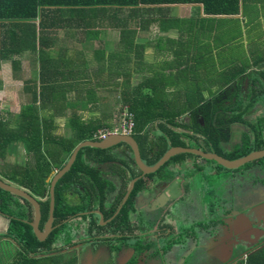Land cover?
<instances>
[{
	"label": "flooded vegetation",
	"instance_id": "obj_1",
	"mask_svg": "<svg viewBox=\"0 0 264 264\" xmlns=\"http://www.w3.org/2000/svg\"><path fill=\"white\" fill-rule=\"evenodd\" d=\"M244 79L240 74L216 93L189 97L195 109L172 128L179 144L172 146L158 127L141 147L127 134L137 143L141 167L126 143L90 153L52 210L53 173L61 169L53 170L45 193H30L40 204L42 239L32 224L34 205L15 196L13 208L23 213L18 218L46 246L29 256L51 264H237L247 251L263 250L264 157L232 170L223 164L264 151V76L248 86ZM173 147L192 152L159 165ZM15 242L11 255L0 258L20 257Z\"/></svg>",
	"mask_w": 264,
	"mask_h": 264
},
{
	"label": "trees",
	"instance_id": "obj_2",
	"mask_svg": "<svg viewBox=\"0 0 264 264\" xmlns=\"http://www.w3.org/2000/svg\"><path fill=\"white\" fill-rule=\"evenodd\" d=\"M151 2L156 1L151 0ZM49 3L54 4V6L49 7L46 0H0V20H14L12 22H0V61L2 58H10L13 55L21 56L20 54L25 50L32 49L34 53L35 51L38 52L36 55L41 65L39 72L41 86L37 85V80L27 81V85L24 86L29 101L20 109L17 126L9 127V124L0 121V168L7 167V170L9 169L8 172H5V175L8 174V176L0 174V178L27 189L35 196H41L45 193L47 189L46 180L53 170L63 168L75 146L85 141H97L95 134L99 130L113 129L110 121L83 120L81 114H77L78 108L88 110L91 106L98 104V89H103L108 84L107 79L104 80L103 76L99 75L96 77L99 84L93 85V79L89 78L91 72L88 71L90 62L83 61L82 65H78L74 60L60 64V55L54 56L45 51L47 44L43 38L44 28L49 26L57 28L59 26L57 23H47L49 19L54 18L50 16L62 12L63 7H72L70 9L73 13L106 12V8H95L101 3L111 5V14L118 15L124 12L125 6L138 5L145 3V1L50 0ZM137 10L132 9L131 12L137 13ZM236 13H238L237 3L234 8H227L221 12V14L226 15ZM37 19H40L39 29L35 22ZM130 25L129 22L111 23L112 28L117 27L122 30V38L118 44L119 50L111 51V64L109 61L111 85L118 90V92L113 90V93L118 94L122 108L127 107V117L129 115L133 123L131 134L138 142L139 147L148 142V132H146L148 126L157 131L153 124L164 130L165 136L171 140V145L174 146V144L180 143L177 139L179 135L172 129L177 126L175 119L186 113V110L195 109V105L191 103L189 97L202 94V88L197 81H188L189 75L197 76V72L179 69H175L173 73L166 72L164 65H157L156 63L145 65L142 60H139L138 53L134 54L133 60L130 52H134L139 45L134 38H131L133 32L130 33ZM54 44L55 42H53ZM101 60L104 61V57ZM197 60H201V58H197ZM11 63L15 77V69H17L19 62L11 60ZM243 69L245 68H231L228 71V81L236 79ZM102 72L103 70L97 74ZM134 73H137L138 77L141 78L136 85L132 84ZM224 79H226V75H224ZM101 81L105 84H100ZM70 92H74L75 95L68 98L67 95ZM82 95H87V98ZM180 96H184L190 102L179 104L177 100ZM101 103L103 104V102ZM46 107L60 110L62 114L68 113L67 127L71 130L68 138L53 134L57 128L53 116L44 117L41 115ZM104 120L107 118L105 117ZM164 122L169 127L165 126ZM18 143L24 146L29 158L28 163L24 167L17 164L8 166V163L5 162L6 149L8 146ZM103 151L105 152V150L92 147L81 148L78 151L76 162L71 170L56 184L55 209L59 208L62 186L73 178L76 170L79 168L86 169L79 162L88 157L90 153L101 155ZM60 157L61 161H59ZM14 198L15 195L0 190V212L10 217L8 234L20 244L22 249L20 254L22 256L25 254L28 257L23 258L22 262L14 261L9 264H45V258H31L29 256L30 252H37L46 246L33 234L30 223L18 218L23 216V213H19L13 208ZM26 202L28 203V201Z\"/></svg>",
	"mask_w": 264,
	"mask_h": 264
},
{
	"label": "crops",
	"instance_id": "obj_3",
	"mask_svg": "<svg viewBox=\"0 0 264 264\" xmlns=\"http://www.w3.org/2000/svg\"><path fill=\"white\" fill-rule=\"evenodd\" d=\"M144 1L145 3L138 5L125 6L124 12L118 15L111 14V5L102 3L95 8H106V12L73 13L70 9L72 7H63L62 12L52 14L50 17L54 18L47 22L57 23L59 26L44 28L43 38L47 44L45 51L54 56L60 55V64L75 60V63L82 65L83 61H87L90 62L88 71L96 72V75L91 72L89 76L94 81L93 85L99 84L96 79L99 75L103 76L104 80L107 79L108 84L103 89H98V104L96 105L98 111H101L100 103L103 102L106 92L109 94L111 88V51L119 50L118 44L122 38V30L117 27L112 28L111 23H131L129 27L130 33L133 32L131 38H134L139 45L134 52H130L133 60L134 54L138 53L139 60H142L145 65L155 63L164 65L166 72L173 73L175 69L196 71L197 76L190 74L188 81L198 82L202 88L201 95L215 93L220 86H226L235 81V79L228 81V71L231 68H245L240 73L241 77L245 78V86H248L254 79L260 80L261 76H264V50L262 49L264 46V0ZM46 2L49 7L54 6L49 3L50 0H46ZM236 3L238 4V13L234 15L221 14L227 8H234ZM132 9H138L137 13L131 12ZM1 21L12 22L14 20L1 19ZM35 22L39 29L40 19ZM53 42H55L54 45ZM36 53L38 52L34 53L31 49L22 52L21 56L13 55L10 58H2L0 61V91L1 88L4 89L7 86L20 87L19 94L26 99L25 96L29 97L24 90L27 81L37 80V85L41 86L39 82L41 65ZM102 57L106 63L101 60ZM197 58H201V60H197ZM11 60L19 62L15 69V77ZM100 69L103 72L97 74V72H101ZM253 71H259L260 77L249 74ZM3 72H5L4 75ZM217 73L220 75L215 76ZM224 75H226V79H224ZM133 76L136 77L138 74L134 73ZM137 78L140 81L141 78ZM100 84L105 83L101 81ZM74 95V92H70L67 96L70 98ZM178 98H182L177 100L178 102L187 101L184 96ZM24 105L21 104L19 109ZM8 111L6 108L0 110V121L4 122V120L10 119L7 122L9 127L17 126L20 110L16 114L10 113V115ZM61 114L60 110H53L50 107H46L41 112L44 117L53 116L55 127H57L56 121L63 116ZM57 131L56 128L53 134L58 136ZM146 132H148L149 142L150 138L153 139L157 135V131L154 130ZM23 149L26 152L24 147ZM18 150L20 151V148ZM21 155L20 151L16 157L11 158L12 165L25 166L16 162V159L21 158ZM59 161H61V157ZM125 184L128 186L127 180ZM9 224L10 217L0 212V245L2 247L6 245L16 247L15 238L8 234ZM257 252L258 250L249 252L246 258L243 260L241 258L239 261L242 264H264L262 250H259L258 254ZM6 259L0 258V264L14 262L12 259ZM45 259L44 263L47 264L49 260ZM18 261L22 262L20 258ZM49 264L51 263L49 262Z\"/></svg>",
	"mask_w": 264,
	"mask_h": 264
},
{
	"label": "rangeland",
	"instance_id": "obj_4",
	"mask_svg": "<svg viewBox=\"0 0 264 264\" xmlns=\"http://www.w3.org/2000/svg\"><path fill=\"white\" fill-rule=\"evenodd\" d=\"M91 72H93V74L95 73L93 70ZM4 73L5 72H3L2 74L4 75ZM218 75H220V73L215 74V76H218ZM137 77L138 76H136V77L133 76L132 84L135 85L138 83L139 79ZM113 90H116V87H113L111 85L109 94H108V92H106L105 97H103V100H102L103 104L100 103L101 111H98V108L96 106H91V108H89L87 111L82 110V108L81 109L78 108L76 110L77 114H81L83 120H85V119L86 120H89V119L96 120L99 118V120L104 121V122H108V121H110V123L112 122L114 132H111V134L115 133V132L121 133L123 131V126L125 125V123L127 121V113H128L127 107L125 109L122 108L118 94L113 93L114 92ZM19 91H20V87H15V86H11V87L7 86L4 89L1 88V91H0V110H3V108H6V110H9L8 111L9 115H10V113L16 114V112H18V110H20L19 109L20 105L21 104L24 105V103L29 101V97L27 98V96H25L26 99L22 98L21 94H19ZM116 92H118V90H116ZM82 96L87 98V95H82ZM61 115H63V116H61V118H59L56 121L57 130H58L57 132L59 134L58 136H64L65 138H68L70 136V133H71V130H69V128L67 127L69 115H68V113L61 114ZM104 117H106L107 120H104L103 119ZM8 120H10V119L4 120V122L7 123V122H9ZM163 124L165 126L169 127L166 124V122H164ZM153 125H154V129L157 130L156 129L157 125L156 124H153ZM147 129L153 130V128L149 127V126ZM12 145L8 146L6 149V160H5V162L8 163V166L12 165L10 162L11 158L16 157V155L21 151V153H22L21 158L16 159V162L20 165H26L28 163L29 158H28L27 153L23 149L24 146L21 143L12 144ZM52 147H54V146H52ZM19 148H20V151L18 150ZM19 157H20V155H19ZM145 157H146V155H145ZM2 163H3V161H2ZM8 171H9V169L7 170V167L6 168H0V174H3V176H8V174L5 175V172H8ZM198 181H199V183H198L197 187L199 188L202 185V178H199ZM165 243H166L165 239L162 238V240H160V246L163 247L165 245ZM15 248H16L15 246L11 247V246L6 245L5 247H2L0 245V255L1 256H6V255L10 256L11 252H13ZM17 250L19 252V256H20L19 258L21 260H23V258L28 257L25 254L22 256L20 254V251H21L20 249H17ZM262 258H264V249L262 250ZM3 259H6V258H3ZM9 259H12L16 262H19L18 258H9ZM6 260H8V258ZM241 260H243V258ZM240 261H239V264H242V262H240ZM49 262L50 261H47V264H49Z\"/></svg>",
	"mask_w": 264,
	"mask_h": 264
},
{
	"label": "water",
	"instance_id": "obj_5",
	"mask_svg": "<svg viewBox=\"0 0 264 264\" xmlns=\"http://www.w3.org/2000/svg\"><path fill=\"white\" fill-rule=\"evenodd\" d=\"M121 143H126V144L130 145V147L132 148L133 153H134L135 162H137L139 167H141L142 164L140 161L138 146H137L136 141L131 136H127V135H123V134H112L107 139L102 140V141L81 142L77 146H75V148L73 149V151L70 155L69 161L64 166V168L61 169L57 174L53 173L54 180L51 184V196H52L51 206H52V210L54 209V206H55L54 191H55L56 182L58 180H60L70 170L71 166L73 165L74 161L76 160V155L81 148L92 147V148H96V149L105 150V149L112 148L116 145H119ZM182 152H192V151L187 150V149L178 148V147H173L163 155V158L161 159L159 165L166 162L168 159L173 157V155H175L177 153H182ZM262 157H264V151H259V152L250 153L247 155V157L242 158V159H238V160L231 161V162H229V161L223 162V164H224L225 168L232 170V169H236L238 167H241L247 163H250L256 159H260ZM0 190H3L5 192L11 193L15 196L24 198L34 205V207L36 209V217H35V222H33L32 224H33L34 229L37 232L38 236L42 239L43 237L40 234L41 231L38 228V223L40 220V204H39V202L30 194L29 191L22 189L21 187H18L15 184H11V183H9V182L1 179V178H0ZM260 199L264 202V197H260ZM247 254H248V251L246 252V254H243L242 257L248 256ZM225 263H228V262H225Z\"/></svg>",
	"mask_w": 264,
	"mask_h": 264
},
{
	"label": "built area",
	"instance_id": "obj_6",
	"mask_svg": "<svg viewBox=\"0 0 264 264\" xmlns=\"http://www.w3.org/2000/svg\"><path fill=\"white\" fill-rule=\"evenodd\" d=\"M132 128H133V123H132V120L130 119V116L128 115L127 121H126L125 125L123 126V131L121 133L115 132L112 134H123V135L128 134L129 135L132 131ZM111 132H114L113 129L112 130H108V129L99 130L95 134V138L99 141L105 140L110 135H112Z\"/></svg>",
	"mask_w": 264,
	"mask_h": 264
}]
</instances>
